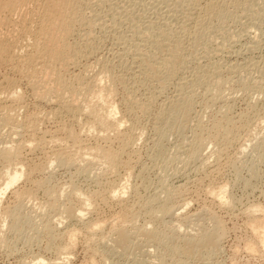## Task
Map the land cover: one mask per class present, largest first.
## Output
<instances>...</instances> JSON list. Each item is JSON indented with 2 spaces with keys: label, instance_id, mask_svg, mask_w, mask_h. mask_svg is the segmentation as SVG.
Returning a JSON list of instances; mask_svg holds the SVG:
<instances>
[{
  "label": "rangeland",
  "instance_id": "rangeland-1",
  "mask_svg": "<svg viewBox=\"0 0 264 264\" xmlns=\"http://www.w3.org/2000/svg\"><path fill=\"white\" fill-rule=\"evenodd\" d=\"M183 1L84 0L85 4L80 5L79 9L82 10L85 19L94 21L91 23L93 26L78 25L76 35L70 38V43L78 41L83 45L84 40L90 39L94 51L86 57L79 58L78 63L75 61L76 65L67 67L65 75L67 79L73 81L74 77L85 69H88L87 74L93 77L106 67L110 74L116 76L113 87L114 92L117 91L116 96L114 95L115 104L119 109L117 118L125 122L121 129L123 134L127 133L129 138L133 136L130 145L124 148L123 154L122 143L114 133L110 134L112 137L109 135L108 140L99 137L104 134L102 132L87 135L85 129L88 120L85 116L79 118L69 115L60 111L59 106L53 102L41 99L40 101L11 64L0 62V93L9 92L6 79L10 78L17 81L22 96L20 104L4 102L7 107L12 105L22 125L12 128L0 120V151L4 147L23 142L24 147L20 150L19 156L27 167L35 168L29 181L22 179L2 199L0 264H264V251L258 240L256 241L257 237L250 226L252 219L264 218V0H228L229 2L225 1L226 4L224 0H186L187 3ZM211 2L217 3L218 13L216 10L209 13L203 9ZM218 2L225 5L222 7ZM212 12L216 14L212 15ZM23 14L25 15L24 12ZM24 15L15 16V20L21 19ZM151 23L158 32L170 33L171 30L173 31L171 34L176 32L177 35L175 34V37L172 35V40L177 38L176 40H180L183 46V61L180 68L176 63L174 74L171 73L172 78L167 70H163L165 74L162 72L159 75H164L161 78L159 76L149 78L150 71L147 73V67L140 66L139 56L151 51L147 48L148 46L151 48L147 38L145 40L142 38L144 33L147 34L145 28ZM7 29L16 34L13 27ZM22 41L20 40L17 46L18 50L23 46V51L27 42ZM134 44L139 47L135 48ZM138 51L141 52L139 56ZM129 52L136 54L133 56ZM157 54L154 56L156 59H153L158 63L162 60V54ZM153 62L152 64L155 63ZM142 68L145 70L142 71ZM172 70L173 68L170 71ZM213 71H216V74L219 72L220 75L214 74ZM147 74L149 76L145 79L144 75ZM211 74L222 78L221 82L224 85L219 86L220 89L216 88L218 78L213 79L214 76ZM199 78L202 83L204 81L207 83L200 84ZM215 80L216 84L213 83ZM214 84L216 85L214 88L209 87ZM211 88L214 91L218 90L219 93L210 92ZM4 95L6 94L0 97H6ZM181 96L190 104V112L184 116L186 119L178 114V117H168L169 121L164 119L165 123L162 119L158 123L160 120L157 116L160 110L167 109L173 103L177 105L175 104L177 101H183L180 99ZM129 97H132L131 101ZM133 98L137 104L133 103L129 107L127 104L132 102ZM139 104H142L141 109L146 105L142 109L143 112L139 110ZM125 106L133 109L130 111L134 113ZM58 110L60 112H57ZM226 120L228 124H224ZM215 124L219 127L231 124L230 136L224 139L221 135L215 134ZM68 130L74 131L81 143L85 144L84 147L99 146L118 151L119 158L122 157L118 160V168L110 171L102 168L101 164L92 166L84 162L83 158L78 156L77 147L68 139ZM194 133H197L195 135L201 140L197 139ZM192 138L199 140L200 144L197 141L195 143ZM206 139L212 144L204 142ZM193 142L199 144L197 146L203 151L199 152V147H195ZM201 142L208 145L205 144L203 147ZM188 152H191L190 157ZM59 153L63 155L64 160L67 162L72 160L73 163L70 161L66 162L68 165L65 162L55 163L53 157ZM5 163L0 157V186L6 177L4 174L8 166ZM113 183L119 188L121 185L129 188L120 201L108 194ZM221 188L225 189L224 194L230 198V204H222L217 197ZM14 190L23 193L21 197H24L21 198L22 202L19 201L21 213L19 212L20 215L17 216L20 220L18 217L15 219L16 216L13 218L15 220L3 216L4 207L13 211L19 205ZM25 192L31 193L32 198H28L27 194L25 196ZM90 195L93 197L92 200L94 199L93 205L89 213H85L83 221L69 219L66 218V214V217L61 214L60 210L63 211L69 205L75 209L79 208V198L91 197ZM53 201L57 203V207L51 209L49 204ZM160 203L170 206V209L173 208L172 213H175L169 215L162 213L160 216V207L163 206ZM63 205L65 207L61 208ZM181 206L185 208H180ZM253 208L260 209L261 214L254 213ZM156 211L159 216L156 215ZM91 221L98 222L102 227L100 231L94 232L96 235L86 229L85 224ZM12 225L14 229L18 228L12 231L10 229ZM118 228L127 231L131 240L128 247L121 249L114 244L113 238L116 237L115 231ZM146 228L155 234L154 238L147 239L141 235ZM215 231L222 233L218 250L210 252L194 245L190 252L186 253L185 241H196L204 235L214 234ZM68 232L76 233L75 243L69 249ZM251 244L255 247V252L248 250Z\"/></svg>",
  "mask_w": 264,
  "mask_h": 264
},
{
  "label": "bare ground",
  "instance_id": "bare-ground-1",
  "mask_svg": "<svg viewBox=\"0 0 264 264\" xmlns=\"http://www.w3.org/2000/svg\"><path fill=\"white\" fill-rule=\"evenodd\" d=\"M84 0H0V62H5L3 64L9 63L12 65V67L15 69V71L19 74L20 77H23L24 80L26 81V83L32 88L33 93L37 96V98L40 100H47L50 102H53L55 104H57L59 106V110L62 112H65L69 115H73L79 118L82 116H85L88 120L87 123V127H86V134H92L95 132H102L104 134H102V136H99L101 138H104L106 140H108L110 138V134L114 133V136H116V138L120 139L121 143H122V154H123V150L124 148L127 147V145L130 142V139L126 134H123L124 132L121 131L123 125H124V120L117 118V114L119 109L117 108L115 101H114V95L117 92H114V81H116V76L113 74L111 75L109 73V71L106 70V67L102 68V70L96 75H93V77H90L88 74V69H85L84 71H82L81 73H79V75H77L76 77H74V80L70 81L69 79H67L66 77V68L69 67L70 65L75 64V61L77 62V60L79 58L82 57H86V55H89L91 53H93V45L90 42V39L88 40H84L83 45L77 42H72L70 43V38L72 36H75V31H76V27L78 25L81 26H93L91 25V20H86L85 17L82 14V10L80 11V5L85 4L83 3ZM107 1V0H106ZM166 1V0H165ZM177 1V0H176ZM182 1V0H180ZM222 1V0H220ZM225 1L228 0H224ZM231 1V0H229ZM228 1V2H229ZM233 1V0H232ZM236 1V0H235ZM243 1V0H242ZM186 2V0L183 1V3ZM190 2V1H189ZM203 2V1H202ZM206 2V1H205ZM240 2V1H239ZM247 2V1H246ZM82 3V4H81ZM187 3V2H186ZM194 3V2H193ZM216 3V2H215ZM220 2H218L219 4ZM224 3L219 4L223 7V5H225ZM107 4V3H106ZM162 4V2H161ZM181 4V2H180ZM178 3L177 6L180 5ZM189 4V3H188ZM197 4V3H196ZM217 4V3H216ZM214 3H210V4H206V9L207 12H211L214 11L218 8L217 5ZM232 4V3H231ZM236 4V3H235ZM238 4V3H237ZM242 4V3H241ZM129 5V3H128ZM135 5V4H134ZM183 5V4H181ZM190 5H192V3L190 2ZM189 5V6H190ZM216 5V6H215ZM227 6V5H226ZM234 6V4H233ZM237 6V5H236ZM241 6V5H240ZM82 7V6H81ZM154 7V6H153ZM205 7V6H204ZM215 7V9H214ZM220 7V6H219ZM239 7V6H238ZM86 8V7H85ZM91 8V7H90ZM123 7H121L122 9ZM136 8V7H135ZM181 8V7H178ZM177 8V9H178ZM185 8V7H184ZM240 8V7H239ZM238 8V9H239ZM244 8V7H243ZM127 9V8H126ZM188 9V8H187ZM185 9V10H187ZM191 9V8H190ZM201 9V8H200ZM214 9V10H213ZM221 9V7H220ZM93 10V9H92ZM128 10V9H127ZM174 10V9H173ZM192 10V9H191ZM219 10V9H218ZM148 11V10H147ZM160 11V10H159ZM176 11V10H175ZM204 11V10H203ZM205 11V12H206ZM222 11V10H221ZM238 11V10H237ZM236 11V12H237ZM241 11V10H240ZM23 12L25 13V15L23 14ZM92 12V11H91ZM142 12V11H141ZM169 12V10H168ZM217 12V10H216ZM256 12V11H255ZM90 13V12H89ZM116 13V12H115ZM120 13V12H119ZM171 13V12H170ZM175 13V12H174ZM183 13V12H182ZM192 13V12H191ZM218 13V12H217ZM227 13V12H226ZM98 14V13H97ZM196 14V13H195ZM198 14V13H197ZM216 14L212 12V15ZM222 14V13H220ZM20 16V15H24L21 19L19 20H15V16ZM96 15V14H95ZM94 15V16H95ZM119 15V14H118ZM123 15V14H122ZM144 15V14H143ZM167 15V14H166ZM205 15L208 16V14L205 13ZM98 16V15H97ZM184 16V15H183ZM215 16V15H214ZM217 16V15H216ZM224 16V15H223ZM258 16V15H257ZM100 17V16H99ZM98 17V18H99ZM139 17V16H137ZM168 17V16H167ZM170 17V16H169ZM259 17V16H258ZM159 18V17H158ZM175 18V17H173ZM185 18V17H184ZM206 18V17H205ZM225 18V17H224ZM264 18V17H263ZM113 19V18H112ZM222 19V18H221ZM249 19V18H248ZM247 19V20H248ZM251 19V18H250ZM254 19V18H253ZM260 19V18H259ZM95 20V19H94ZM129 20V19H127ZM134 20V19H133ZM199 20V19H198ZM216 20V19H215ZM219 20V19H218ZM126 21V20H125ZM209 21V19L207 20ZM183 22V21H182ZM188 22V21H187ZM206 22V21H205ZM253 22V21H252ZM186 23V22H185ZM189 23V22H188ZM223 23V22H222ZM100 24V23H99ZM157 24V23H156ZM198 24V23H197ZM219 24V23H218ZM146 25V24H145ZM187 25V23H186ZM190 25V24H189ZM199 25V24H198ZM107 26V25H106ZM165 26V25H164ZM191 26V25H190ZM202 26V25H201ZM12 28L13 30L16 31V34L12 33L11 31H9L7 28ZM138 27V26H137ZM183 27V26H182ZM193 27V26H192ZM197 27V26H196ZM206 27V26H205ZM209 27V26H207ZM92 28V27H91ZM145 28V27H144ZM195 28V27H194ZM199 28V26H198ZM197 28V29H198ZM95 29V28H94ZM119 29V28H118ZM157 30L156 32H158V29L155 28V25H153L152 23L149 24V26H147L145 28L144 31L147 32V34H142L144 36H142V38L145 40V38H147V42H149L151 44V48L148 46V50L151 49V51L147 50L148 52H146L145 54H142V56L140 55L141 52L138 54L139 58L138 59L140 62V66L141 65H145L147 67V73L148 71H150L148 74H150V76L144 75L145 79L146 76L148 78L152 77H156L159 76L163 70H167L172 78V74H174V68H176V63L177 66L179 65L180 68V64L182 63L183 59H182V52H183V46L181 45V41L180 40H172L173 37H175L177 34L176 32L171 34L170 33H166V31H159L158 33H156L154 30ZM4 30V31H3ZM12 30V29H11ZM121 30V29H120ZM161 30V29H160ZM186 30V29H185ZM204 30V29H203ZM135 31V30H134ZM138 31V30H137ZM141 31V29H140ZM139 31V32H140ZM189 31V30H188ZM194 31V30H192ZM210 31V30H209ZM14 32V31H13ZM84 32V31H82ZM173 32V31H172ZM184 32V30H183ZM201 32V31H200ZM199 32V33H200ZM90 33V31H89ZM89 33H87L89 35ZM189 33V32H188ZM194 32H192L193 34ZM197 33V32H196ZM202 33V32H201ZM206 33V32H205ZM210 33V32H209ZM84 34V33H83ZM91 34V33H90ZM125 34V33H124ZM138 34V33H137ZM157 34V35H156ZM176 34V35H175ZM179 34V33H178ZM186 34V33H182ZM134 35V34H133ZM140 35V34H139ZM173 35V37H172ZM181 35V37H182ZM199 35V34H198ZM85 36V35H84ZM122 36V35H121ZM135 36V35H134ZM189 36V35H188ZM138 37V36H137ZM160 37V39L158 38ZM179 36V38H181ZM191 37V36H190ZM195 37V36H194ZM197 37V35H196ZM200 37V36H199ZM84 38V37H83ZM93 38V35H92ZM91 38V39H92ZM178 38V39H179ZM86 39V38H85ZM95 39V38H94ZM97 39V38H96ZM127 39V38H126ZM140 39V38H139ZM192 39V38H190ZM195 39V38H194ZM256 39V38H255ZM20 40L26 41L27 44H25V50L22 51L23 46H21L22 48L19 47L18 50V44L20 42ZM123 40V39H122ZM182 40V39H181ZM22 41V42H23ZM83 41V40H82ZM94 41V40H93ZM98 41V40H97ZM143 41V40H141ZM187 41V40H186ZM127 42V41H126ZM136 42V41H135ZM183 42V41H182ZM24 43V42H23ZM128 43V42H127ZM131 43V42H130ZM133 43V42H132ZM140 43V42H139ZM143 43V42H142ZM146 43V42H145ZM148 43V44H149ZM188 43V42H187ZM22 44V43H21ZM183 44V43H182ZM131 45V44H130ZM139 45V44H138ZM145 45V44H144ZM192 45V44H191ZM249 46V45H248ZM119 47V46H118ZM125 47V46H124ZM134 47L138 48L139 46H135ZM140 47H142L140 45ZM185 47V46H184ZM122 48V47H121ZM131 48V47H130ZM135 48L133 50H135ZM21 49V50H20ZM24 49V48H23ZM143 49V48H142ZM141 49V50H142ZM153 49H155V51H153ZM196 49V48H195ZM249 49V48H248ZM132 50V53L134 52ZM139 50V49H138ZM131 52V49L129 50ZM128 52V50H127ZM129 52V54H130ZM136 52V50H135ZM144 52V51H143ZM160 53L162 54V60L160 62L157 63V61L155 62V57L156 54ZM125 54V53H124ZM128 54V53H127ZM136 54V53H135ZM134 54V55H135ZM240 54V53H239ZM118 55V54H117ZM133 55V54H130ZM133 55V56H134ZM158 55V54H157ZM126 56V55H125ZM132 56V57H133ZM155 56V57H154ZM161 56V55H160ZM118 57V56H117ZM136 57V56H135ZM159 57V55H158ZM138 58V57H137ZM155 58V59H153ZM112 59V58H111ZM158 59V58H157ZM136 60V59H135ZM193 60V59H192ZM137 61V60H136ZM156 65H155V63ZM159 61V60H158ZM152 62L154 64H152ZM78 63V62H77ZM76 63V64H77ZM133 63V62H132ZM179 63V64H178ZM184 63V62H183ZM2 64V63H1ZM75 64V65H76ZM7 65V64H6ZM93 65V64H92ZM102 65V64H100ZM130 65V64H129ZM183 65V64H182ZM222 66V64H220ZM74 66V65H73ZM118 66V65H117ZM143 66V67H145ZM232 66V65H231ZM241 66V65H240ZM255 66V65H254ZM257 66V65H256ZM133 67V66H132ZM142 67V66H141ZM140 67V69H141ZM145 67V69H146ZM86 68V67H85ZM89 68V66L87 67ZM130 68V67H129ZM173 68L172 71H170ZM178 68V69H179ZM213 68V67H212ZM84 69V68H83ZM96 69V68H95ZM101 69V68H100ZM98 69V70H100ZM144 69V70H145ZM227 69V68H226ZM68 70V68H67ZM94 70V69H93ZM110 70V69H109ZM142 68V71H144ZM215 70V69H214ZM139 71V70H138ZM204 72V70H202ZM216 71H218V69H216ZM216 71H213L214 74H216ZM226 71V70H224ZM223 71V72H224ZM245 71V70H244ZM66 72V73H65ZM95 72V71H94ZM131 72V71H130ZM208 72V71H207ZM229 72V71H228ZM264 72V71H263ZM88 73V74H87ZM143 73V72H142ZM146 73V71H145ZM164 74L166 72H163ZM172 73V74H171ZM199 73V72H198ZM212 73V72H211ZM219 72H217L218 74ZM208 74V73H207ZM216 74V75H217ZM163 75V74H162ZM159 76L160 78L162 77ZM169 75V76H170ZM177 75V73H176ZM203 75V73H202ZM206 77V74H204ZM209 75V74H208ZM212 75V74H211ZM220 75V74H218ZM246 75V73H245ZM75 76V75H74ZM164 76V75H163ZM168 76V73H167ZM214 75H212L213 77ZM226 76V75H225ZM235 76V75H234ZM130 77V76H129ZM141 77V76H140ZM197 77V76H196ZM194 76V78H196ZM216 77V78H215ZM220 77V76H219ZM214 76L213 79H217L218 78V82H217V89L219 86L222 87L221 85L223 84L221 82V79ZM236 77V76H235ZM120 78V76H119ZM124 78V76H123ZM158 78V77H156ZM165 78V77H164ZM238 78V77H237ZM247 78V77H246ZM6 79V78H5ZM8 79V78H7ZM6 79V83L8 85V91L9 92H4L6 95V97H0V120L7 126H11L12 128H16L18 126H20V124L22 122L19 121L18 115L15 112V109L12 108L10 105V107H7L5 105L6 101L9 102H13L14 103H19L20 101H22V96L20 94V90L18 85H17V81H14L15 79H11L10 78L7 80ZM170 79V77H169ZM198 79V78H196ZM200 79V78H199ZM202 79V77H201ZM200 79V84H206L207 81H204L202 83ZM207 79V78H206ZM209 79V76H208ZM211 79V78H210ZM212 79V80H213ZM232 79V78H231ZM162 80V79H161ZM165 80V79H164ZM168 80V79H166ZM193 80V79H192ZM204 80V79H203ZM163 81V80H162ZM171 81V79H170ZM209 81V80H208ZM211 81V80H210ZM228 81V80H227ZM240 81V80H239ZM263 81V80H261ZM127 82V81H126ZM161 82V81H160ZM169 82V80H168ZM197 82V81H196ZM216 80L213 82L215 83ZM226 82V81H225ZM249 82V81H248ZM247 82V84H248ZM125 83V81H124ZM131 83V82H130ZM137 83V82H136ZM148 83V82H147ZM163 83V82H162ZM167 83V82H166ZM191 83V82H190ZM189 83V84H190ZM193 83V82H192ZM211 83V84H213ZM264 83V82H263ZM115 84V83H114ZM216 84V83H215ZM211 85L209 87L214 88V86L216 85ZM26 85V84H25ZM137 85V84H136ZM160 85V84H159ZM182 85V84H181ZM210 85V84H209ZM224 85V84H223ZM236 85V84H235ZM143 86V85H142ZM162 86V85H161ZM199 86V82L198 85ZM243 86V85H242ZM245 86V85H244ZM249 86V85H248ZM224 87V86H223ZM256 87V86H255ZM7 88V87H6ZM134 88V87H133ZM144 88V87H143ZM215 88V89H216ZM5 89V88H4ZM259 89V87H258ZM191 90V89H190ZM209 90V89H207ZM222 90V88H221ZM7 91V90H6ZM126 91V88H125ZM210 92L214 91V89H210ZM207 91V92H209ZM261 91V90H260ZM215 94L217 92V94L219 93V91H214ZM3 93V94H4ZM125 93V92H124ZM2 96L3 94L0 93ZM183 94V93H182ZM186 94V93H185ZM184 94V95H185ZM214 94V93H213ZM23 95V94H22ZM135 95V94H134ZM212 95V94H211ZM116 96V95H115ZM130 96V95H129ZM152 96V95H151ZM183 96V95H182ZM182 99L183 100V98ZM213 96V95H212ZM24 97V96H23ZM140 97V96H139ZM192 97V96H191ZM190 97V98H191ZM206 97V96H205ZM213 97H217V96H213ZM222 97V96H221ZM130 98V97H129ZM128 98V99H129ZM175 99H177L176 97H174ZM132 97L130 98L129 101H131ZM185 99V98H184ZM189 99V98H188ZM210 99V98H209ZM36 100V99H35ZM40 100V101H41ZM187 100V99H185ZM177 101L179 103H175L177 105H168L169 107H167V109H162L160 110L161 112L159 113V115L157 117L158 120H160L158 123L161 122V119L164 121V119L167 121L168 117H178L179 115L182 116L184 118V116L186 117L188 115L189 109H190V104L189 101ZM192 100V99H191ZM224 100V99H223ZM252 100V99H251ZM170 101V100H169ZM194 101V100H193ZM206 101V100H205ZM253 101V100H252ZM5 102V103H4ZM46 102V101H45ZM126 102V101H125ZM138 102V101H137ZM164 102V101H163ZM256 102V101H255ZM4 103V105H3ZM133 103H136V101L134 102V98L133 101L128 103L127 105H129V107H131V105ZM191 103V102H190ZM20 104V103H19ZM47 104V103H46ZM124 104V103H123ZM137 104V103H136ZM135 104V105H136ZM192 104V103H191ZM118 105V104H117ZM140 105V106H139ZM138 107L140 108L139 110L142 111L141 109V105L139 104ZM9 106V105H8ZM21 106V105H20ZM57 106V107H58ZM222 106V105H221ZM249 106V105H248ZM18 107V106H17ZM128 107V106H125ZM128 107V109H129ZM134 107V106H132ZM136 108H138L137 106H135ZM134 107V108H135ZM159 107V106H158ZM16 108V107H15ZM149 108V107H148ZM57 109V108H56ZM55 109V110H56ZM223 109V108H222ZM225 109V108H224ZM57 112H60V111ZM133 109H129V111ZM135 110V109H134ZM138 110V109H137ZM130 111V112H132ZM43 112V111H42ZM128 112V110H127ZM143 112V111H142ZM53 113V112H52ZM55 113V112H54ZM134 113V112H132ZM149 113V112H148ZM57 114V113H56ZM158 114V113H157ZM179 114V115H178ZM190 114V113H189ZM46 115V114H45ZM53 115V114H52ZM60 115V114H59ZM136 115V113H135ZM29 116V115H28ZM51 116V115H50ZM56 116V115H55ZM54 116V117H55ZM58 116V115H57ZM122 118V117H121ZM178 119V118H177ZM186 119V118H184ZM227 119V118H226ZM54 120V119H53ZM155 120V119H154ZM173 120V119H172ZM176 120V119H175ZM181 120V119H180ZM196 120V119H195ZM199 120V119H198ZM220 120V119H219ZM74 121V120H73ZM136 121V120H135ZM164 121V123L166 122ZM169 121V120H168ZM228 120H226L224 122L225 123H229L227 122ZM1 122V123H2ZM173 122V121H172ZM175 122V121H174ZM31 123V122H29ZM33 123V122H32ZM36 123V122H35ZM71 123V122H70ZM162 123L165 127V124ZM168 123V122H167ZM200 123V122H199ZM3 124V125H4ZM133 124V123H132ZM218 124V123H216ZM215 124V134H219L222 137H226L230 136L231 134V128H229V126L227 124L225 126L219 127ZM22 125V124H21ZM169 125V124H168ZM219 125V124H218ZM29 126V124H28ZM41 126V125H40ZM173 126V125H172ZM30 127V126H29ZM157 128V127H156ZM172 128V127H171ZM198 130L200 129L199 127H197ZM21 129V128H20ZM136 129V128H135ZM159 129V128H158ZM164 129V128H163ZM169 129V127L167 128ZM14 130V129H13ZM32 130V129H31ZM39 130V129H38ZM60 130V129H59ZM84 130V129H83ZM211 130V129H210ZM165 131V130H164ZM167 131V130H166ZM207 131V130H206ZM14 132V131H13ZM18 132V131H17ZM74 131L68 130L67 132V137L68 139H70V141L74 144V147H77V152L79 153L78 156H80V158H83V161L89 164H93L96 165L101 164L100 166H102V168H106V170H110V171H115L116 168H118L119 165V159L122 158L120 156V153H118V151L116 152L113 151V149H107V148H102L99 146H95V147H84L81 143L80 138L73 133ZM105 132H108L105 134ZM163 132V131H162ZM169 132V131H168ZM201 132V130H200ZM10 133V132H9ZM12 133V132H11ZM166 133V132H165ZM165 133H162L163 135ZM56 134V133H55ZM85 134V133H84ZM100 135V133H97ZM96 134V135H97ZM139 134V133H138ZM155 134V133H154ZM161 134V133H160ZM191 134V133H190ZM197 133H194V135ZM199 134V133H198ZM22 135V134H21ZM110 135V136H109ZM162 135V136H163ZM202 135V134H200ZM160 136V135H159ZM169 136V134H168ZM167 136V137H168ZM199 136V135H198ZM209 136V135H208ZM212 136V135H211ZM210 136V137H211ZM216 137V135H214ZM213 136V137H214ZM23 137V136H22ZM96 137V136H95ZM112 137V136H111ZM195 137H197L195 135ZM194 137V138H195ZM11 138V137H9ZM154 138V137H153ZM156 138V137H155ZM161 138V137H159ZM163 138V137H162ZM166 138V135H165ZM194 138H192L195 143L197 141V143H199L200 141L197 140L199 137H197V139L195 140ZM202 138V137H201ZM205 138V137H204ZM208 138V137H207ZM200 139V138H199ZM217 139H218V135H217ZM220 139V137H219ZM223 139V138H222ZM105 140V141H106ZM160 140V139H159ZM170 140V139H169ZM201 140V139H200ZM204 140V139H203ZM215 141V139H212ZM221 140V139H220ZM17 141V140H16ZM87 141V140H86ZM162 141V140H160ZM186 141V140H185ZM184 141V142H185ZM199 141V142H198ZM219 141V140H218ZM40 142V141H39ZM63 142V141H62ZM104 142V141H103ZM119 142V140H118ZM135 142V141H134ZM169 142V141H168ZM204 142H208L211 143V141L209 142L207 139ZM217 142V141H216ZM18 143V142H17ZM55 143V142H54ZM60 143V142H59ZM84 143V142H83ZM110 143V141H109ZM132 143V141H131ZM194 143V142H193ZM194 143V144H195ZM27 144V143H26ZM32 144V143H31ZM36 144V143H35ZM200 144V143H199ZM199 144H195V147H199L197 145ZM202 144V142H201ZM207 144V143H205ZM205 144H202L203 147ZM207 144V145H208ZM212 144V143H211ZM30 145V142H29ZM28 145V146H29ZM113 145V144H112ZM130 145V144H129ZM158 145V144H157ZM160 145V144H159ZM191 145V144H190ZM201 145V147H202ZM8 146V145H7ZM189 146V145H188ZM193 146V148H194ZM24 147V143L23 142H19L17 145H13L10 147H4V149L2 151H0V157L1 159H3V161H5L7 163V171H5L6 174H4V180L3 183H1L2 185L0 186V210H1V203H2V199L3 197L6 195V193L8 191H10L11 189L15 188V185L21 181L22 179H25L26 181H29L31 179V174L33 173V171H35V168L32 167V169H30V167H27L28 165H26L23 160L20 158V150L23 149ZM31 147V145H30ZM34 148V146H32ZM36 147V145H35ZM72 147V146H71ZM110 147V146H109ZM131 147V146H130ZM207 147V146H205ZM45 148V147H44ZM163 148V147H162ZM169 148V147H168ZM184 148V147H183ZM187 148V147H186ZM192 148V149H193ZM219 148V147H218ZM35 149V148H34ZM131 149V148H130ZM173 149V148H172ZM217 149V148H216ZM206 150V149H205ZM218 150V149H217ZM55 151V150H54ZM75 151V150H74ZM81 151V153H80ZM120 151V150H119ZM160 151V150H159ZM177 151V150H176ZM179 151V150H178ZM184 151V150H183ZM192 151V150H190ZM196 151V148H195ZM202 152L203 150H200L199 147V152ZM215 151V149H214ZM213 151V153H214ZM193 152V151H192ZM216 152V151H215ZM57 153V152H56ZM69 153V152H68ZM189 153V157H190V153ZM197 153V152H196ZM218 153V152H217ZM67 154V153H65ZM131 154V153H130ZM193 154V153H192ZM191 154V155H192ZM195 154V152H194ZM77 155V154H75ZM217 155V154H216ZM53 156V155H52ZM78 156L76 158H78ZM193 156V155H192ZM191 156V157H192ZM196 156V154H195ZM194 156V157H195ZM62 154H56L55 157H53L56 161H58V163L60 164V162H67L66 159L64 160ZM68 157V156H67ZM66 158V157H65ZM70 158V157H69ZM50 159V158H49ZM68 159V158H67ZM75 159V158H74ZM205 159V158H204ZM174 160V159H173ZM172 160V161H173ZM181 160V159H180ZM44 161V160H43ZM70 162L72 160H69ZM68 161V162H69ZM121 161V160H120ZM67 162V163H68ZM189 162V161H188ZM5 163V164H6ZM54 163V162H53ZM64 163V164H65ZM66 163V164H67ZM73 163V162H71ZM70 164V163H69ZM128 164V163H127ZM4 165V164H3ZM33 165V164H32ZM68 165V164H67ZM75 165V164H74ZM51 166V165H50ZM86 166V165H85ZM36 167V166H34ZM38 167V166H37ZM36 167V168H37ZM83 169V168H82ZM81 169V170H82ZM89 169V168H88ZM31 170V171H30ZM80 170V169H79ZM90 170V169H89ZM87 171V170H86ZM2 172V171H1ZM44 172V171H43ZM107 172V171H106ZM80 173V172H79ZM97 173V172H96ZM87 176V175H86ZM93 176V175H92ZM128 176V175H127ZM99 177V176H98ZM93 178V177H92ZM115 179V178H114ZM36 180V179H35ZM107 181V180H106ZM119 181V180H118ZM36 183V182H35ZM96 183V182H95ZM115 183V182H114ZM114 183L112 184L113 187H110V191H108V194L110 197H112L113 199H122L121 197L123 195H126V193L129 191L128 186H122L116 187V185L114 186ZM108 185V184H107ZM111 185V184H110ZM111 185V186H112ZM109 186V185H108ZM120 186V185H119ZM40 187V186H39ZM107 187V186H106ZM130 187V186H129ZM31 189V188H30ZM109 189V188H108ZM107 189V190H108ZM132 189V188H131ZM29 190V189H28ZM106 190V192H107ZM225 189L221 188V192L220 194H217V197L219 198L220 202H223L222 204H230V198H227V196L224 194ZM30 192V191H29ZM100 193V192H99ZM105 193V192H104ZM14 194L16 195L17 201H18V206L12 211L9 208L5 209L4 207V212H3V216H5V218H11L12 220L17 219V215H20L21 213V203L22 200L21 197L23 196V193L19 192L18 190H14ZM25 196L28 195V198L31 197L32 195L31 193L28 194V192L24 193ZM27 194V195H26ZM93 194V193H92ZM91 194V195H92ZM98 194V192H97ZM161 194V193H160ZM31 195V196H30ZM90 195V196H91ZM100 195V194H99ZM93 196V195H92ZM87 197V198H79L80 202H79V208L75 209L73 207H65L63 205L64 208L63 211L62 209L60 210L61 214H66V218L69 219H73L76 221H83L84 217H85V213H89L88 211L91 209L92 205H93V197ZM153 197V196H152ZM167 197V196H166ZM103 199V198H102ZM112 199V200H113ZM158 199V198H157ZM165 199V198H164ZM167 199V198H166ZM119 200V201H120ZM163 200V198H162ZM30 201V200H29ZM151 201V200H150ZM155 202V201H154ZM157 202V201H156ZM155 202V203H156ZM185 202V201H184ZM51 203V202H50ZM71 203V202H70ZM151 203V202H150ZM164 203V202H163ZM57 203H55L54 201L52 202V204H49V206L52 208H56ZM187 204V203H186ZM48 205V204H47ZM72 205V204H71ZM106 205V204H105ZM160 205L163 207H160V216L163 214H167L169 215L170 213H172V209H170V206L167 207L165 206V204H161ZM59 206V205H58ZM61 206V205H60ZM150 206V205H149ZM165 206V207H164ZM187 206V205H186ZM49 207V208H50ZM157 207V206H156ZM256 207V206H255ZM59 208V207H58ZM145 208V206H144ZM180 208H185L183 206H181ZM13 209V208H12ZM159 209V207H158ZM157 209V210H158ZM154 210V209H153ZM260 209H252V211L255 212H260ZM53 211V210H52ZM58 211V210H57ZM20 212V213H19ZM63 212V213H62ZM157 212V211H156ZM159 212V210H158ZM157 212L156 215L159 216V213ZM252 212V214H253ZM175 213V212H174ZM172 213V214H174ZM249 213V212H248ZM1 214V213H0ZM261 214V212H260ZM22 215V214H21ZM155 215V212H154ZM165 215V216H167ZM248 215V214H247ZM254 215V214H253ZM16 216V217H15ZM153 216V215H151ZM172 216V215H171ZM255 216V215H254ZM15 217V219H13ZM59 217V216H58ZM157 217V216H154ZM20 217H18L19 219ZM62 218V217H60ZM153 218V217H152ZM20 220V219H19ZM25 220V219H24ZM62 220V219H61ZM252 223H251V228L253 229L257 239L258 240V244H260L261 249L264 251V218L261 217L260 218H255L252 219ZM88 222V221H87ZM162 223V222H161ZM219 223V222H217ZM57 224V223H56ZM62 224V223H61ZM220 224V223H219ZM50 225V224H47ZM85 225H87L86 229H88V231L90 230L91 232H96L97 230L100 231V229L102 228L100 226V224L98 222H89L86 223ZM121 225V224H119ZM124 225V224H123ZM217 226V225H216ZM48 227V231H49V226ZM85 227V226H84ZM18 227H15V229ZM46 228V226H45ZM124 228V227H123ZM123 228H118L115 233H116V237L113 238V242L115 245H118L119 248L122 249V247H125L127 245H129V240L130 237L127 234V231ZM216 228V227H215ZM250 228V229H251ZM10 229H14L13 225L10 227ZM14 229V230H15ZM47 231V228L45 229ZM112 230V229H111ZM221 230V228L219 229ZM10 231V230H9ZM21 230H19L20 232ZM52 231V230H51ZM98 231V232H99ZM217 231V229H216ZM214 234L208 235V236H203L202 238L200 237V239H197L196 241H191V240H187L185 241V250L186 253H189L190 250L192 249V247L194 245H198L200 247H203L207 250H210V252L215 251L216 249L218 250L219 247V243L221 240V234L219 232H216ZM223 231V230H222ZM45 232V231H44ZM142 232V231H141ZM15 233V232H14ZM21 233V232H20ZM69 233V232H68ZM76 234V233H75ZM74 234V232H70L69 235L67 234V236H69L70 238V242L68 243L67 247L68 249L74 245L75 243V238L76 235ZM92 234V233H91ZM95 234V233H94ZM130 234V233H129ZM96 235V234H95ZM141 235L147 239L150 238H154L155 234L153 232H150L147 228L143 230V232L141 233ZM64 236V235H63ZM131 241V240H130ZM250 243V242H249ZM253 244V243H252ZM251 244V245H252ZM4 246V245H3ZM117 246V247H118ZM250 246V245H249ZM128 247V246H127ZM259 247V248H260ZM255 247L252 245L250 247H248V250L250 249L252 252L255 250ZM258 248V247H257ZM260 250V249H258ZM251 252V253H252ZM255 252V251H254ZM260 252V251H259ZM15 253V252H14ZM264 255V254H263ZM262 255V256H263ZM22 260V259H21ZM23 261V260H22ZM23 264V263H22ZM43 264V263H42Z\"/></svg>",
  "mask_w": 264,
  "mask_h": 264
}]
</instances>
